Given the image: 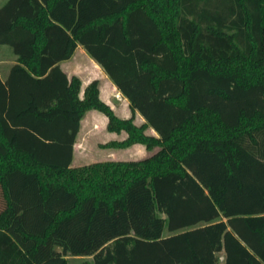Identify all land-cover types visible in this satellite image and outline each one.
<instances>
[{
  "label": "trees",
  "instance_id": "1",
  "mask_svg": "<svg viewBox=\"0 0 264 264\" xmlns=\"http://www.w3.org/2000/svg\"><path fill=\"white\" fill-rule=\"evenodd\" d=\"M168 2L169 10L162 0L135 7L150 5L177 43L179 76L203 68L239 89L257 88L264 103V0ZM71 5L0 6V45L16 57L0 77V264H69L66 255L91 257L81 264H264V151L242 144L264 136V104L234 126L176 122L167 104L175 98L156 91L164 75L137 56L122 12L83 22L88 15L75 16ZM78 45L129 100L130 117L100 99L96 80L80 97V79L59 66ZM89 110L106 116L109 132L127 133L103 147L157 149L71 167ZM135 111L144 123L134 122Z\"/></svg>",
  "mask_w": 264,
  "mask_h": 264
},
{
  "label": "rangeland",
  "instance_id": "2",
  "mask_svg": "<svg viewBox=\"0 0 264 264\" xmlns=\"http://www.w3.org/2000/svg\"><path fill=\"white\" fill-rule=\"evenodd\" d=\"M141 1L68 0L72 4L75 16L81 18L85 13L88 15L86 21L82 20L83 22H92L104 17L113 18L122 12L123 16L120 18L124 17L127 35L131 39L133 49L138 53L137 56L153 60L164 75L156 91L164 101L175 98L176 104H167L174 111V114L172 113L170 116L173 119L176 118V122L186 120L191 128L202 125L213 130L219 128L221 122L234 126L239 122L241 116L251 115L253 111L263 106V99L257 88L239 89L232 82L211 74L203 68L189 70L184 76H179L184 67L181 63L177 43L167 37L160 26L159 18L149 10L150 5L149 8L135 7V4ZM149 1L154 2V0ZM162 4L165 10H169L168 0H162ZM117 28L116 24L111 27L110 33L114 37L120 36V30ZM15 59L8 46L0 45L1 75H5ZM152 73H154V69H152ZM87 112L83 117L85 118L84 127L86 126ZM165 114L167 112L164 110V117ZM83 141L84 137L79 141V147H82ZM93 143L95 151L99 150V146L103 147L102 145L97 146L96 140ZM242 144L245 149L260 156V153L264 151V136L258 138L257 145H253L248 139H245ZM91 163L94 162L88 164ZM222 257L221 253L220 260H223ZM66 258L69 264L91 261L90 256L66 255Z\"/></svg>",
  "mask_w": 264,
  "mask_h": 264
},
{
  "label": "crops",
  "instance_id": "3",
  "mask_svg": "<svg viewBox=\"0 0 264 264\" xmlns=\"http://www.w3.org/2000/svg\"><path fill=\"white\" fill-rule=\"evenodd\" d=\"M6 1L7 0H0V6ZM69 32H72V30ZM59 66L69 79L73 76L80 79V97L83 96L87 85L91 81L96 80L98 82L100 99L112 108L116 116L121 119L131 116L129 100L120 92L102 67L81 45L76 47L69 59L61 61ZM8 70L5 75L0 74L2 79L6 78ZM84 119L85 118H82L80 121V127L73 145L71 167H79L90 162L106 160H138L153 153V151L146 150L141 144H133L127 148L101 147L99 145H104L111 140H123L127 136V133L125 131L120 133L109 132L106 128V116L96 110H89L87 112L85 127ZM134 122L137 125L145 122L144 118L137 111H135ZM83 127L85 128L84 130ZM147 133L158 136V133L152 127H148ZM82 137H84V141L82 147H79V141ZM95 140L97 142L96 145L99 146V150L97 149V151L93 149L95 146L93 142Z\"/></svg>",
  "mask_w": 264,
  "mask_h": 264
},
{
  "label": "built area",
  "instance_id": "4",
  "mask_svg": "<svg viewBox=\"0 0 264 264\" xmlns=\"http://www.w3.org/2000/svg\"><path fill=\"white\" fill-rule=\"evenodd\" d=\"M222 259H223V257H222Z\"/></svg>",
  "mask_w": 264,
  "mask_h": 264
}]
</instances>
